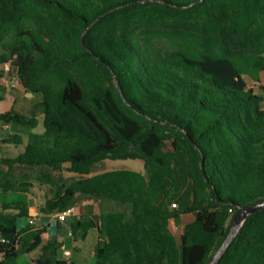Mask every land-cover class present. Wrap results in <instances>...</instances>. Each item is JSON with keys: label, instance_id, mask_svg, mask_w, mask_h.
<instances>
[{"label": "trees", "instance_id": "trees-1", "mask_svg": "<svg viewBox=\"0 0 264 264\" xmlns=\"http://www.w3.org/2000/svg\"><path fill=\"white\" fill-rule=\"evenodd\" d=\"M41 100L32 117L0 123L43 131L0 155V193L28 194L37 170L55 186L41 212H65L78 194L118 209L70 215L72 235H102L94 264H208L233 216L264 202V0H0V65ZM246 78L250 79L248 82ZM139 159L144 173L92 175L104 160ZM64 168L77 180L58 184ZM188 188L189 203L181 193ZM176 204L172 208L171 204ZM192 220L175 235L173 222ZM24 200L0 207V264H72L43 241ZM216 264H264V209L246 219Z\"/></svg>", "mask_w": 264, "mask_h": 264}, {"label": "rangeland", "instance_id": "rangeland-1", "mask_svg": "<svg viewBox=\"0 0 264 264\" xmlns=\"http://www.w3.org/2000/svg\"><path fill=\"white\" fill-rule=\"evenodd\" d=\"M248 82L250 79L246 78ZM15 82V85L11 84ZM260 84L264 86V74L260 77ZM255 92L262 93L255 86ZM25 94V95H24ZM31 94V93H30ZM22 89L16 79L15 70L0 65V112L15 111L26 117H32L34 114V105L41 100L39 94L30 95ZM38 126L30 130L27 127L18 126L15 124L8 125L5 128L0 123V140L5 139L10 135L18 134L20 136H27L30 132L41 133L43 131L42 117L37 116ZM24 151V143L19 145L4 144L0 146V155L3 157H16ZM132 170L144 173L143 162L139 159H124V160H104L99 162L93 167L92 175H97L103 172L112 170ZM27 174L30 176L28 180L32 187L28 194L24 193H0V207L2 202H9L15 200H24L29 203L32 209V219L22 218L17 222L18 228H22L32 220V227H42L45 230L43 234V241L54 238L63 244L62 249L58 251V257L72 264H94L93 251L95 245L101 240L102 235H99L96 230H88L84 238L81 237L82 232L72 235L70 231V215L65 216L63 219L59 218L60 212H41V207L44 206L45 201L50 199L55 191V186L38 180L39 173L37 170H25L22 167H16L13 171V179L21 180ZM51 176L58 184L68 186L72 181L79 178L78 175L70 173L67 168L61 171L51 172ZM184 203L190 201V194L188 188L181 191ZM118 209L113 203L99 199L91 198L78 194L76 196L75 204L71 207L70 211L76 218L82 220L94 219L100 212ZM36 213V214H35ZM192 220L191 216H183L173 222L175 235L178 234L179 229L186 223ZM37 252V251H36ZM36 252L29 255L21 256L18 259L19 264H24L31 258L35 257Z\"/></svg>", "mask_w": 264, "mask_h": 264}, {"label": "water", "instance_id": "water-1", "mask_svg": "<svg viewBox=\"0 0 264 264\" xmlns=\"http://www.w3.org/2000/svg\"><path fill=\"white\" fill-rule=\"evenodd\" d=\"M30 94V93H27ZM31 95V94H30ZM264 209V202H261L256 205L249 206L247 208L241 209V211L233 216V222L231 226V230L223 243L221 244L220 248L217 250L215 255L213 256L212 260L208 264H216L221 255L227 249L228 245L232 242V240L236 237L239 233L241 227L243 226L244 222L248 217L257 213Z\"/></svg>", "mask_w": 264, "mask_h": 264}, {"label": "built area", "instance_id": "built-area-1", "mask_svg": "<svg viewBox=\"0 0 264 264\" xmlns=\"http://www.w3.org/2000/svg\"><path fill=\"white\" fill-rule=\"evenodd\" d=\"M11 85L14 86L15 82H13ZM171 206H172V208H174V207H176V204L173 203V204H171ZM67 215H72V211L68 210V211H65V212H61L59 214V218L63 219ZM30 223H32V220H30Z\"/></svg>", "mask_w": 264, "mask_h": 264}, {"label": "crops", "instance_id": "crops-1", "mask_svg": "<svg viewBox=\"0 0 264 264\" xmlns=\"http://www.w3.org/2000/svg\"><path fill=\"white\" fill-rule=\"evenodd\" d=\"M24 95H25V94H24ZM0 99H1V97H0ZM4 112H6V111H4ZM7 112H8V111H7ZM0 113H3V112H0ZM4 127H5V128H8V125H4ZM32 209H33V208L29 205V215H30V216H33ZM35 214H36V213H35ZM72 214H73V212H72ZM42 237H43V236H42Z\"/></svg>", "mask_w": 264, "mask_h": 264}]
</instances>
